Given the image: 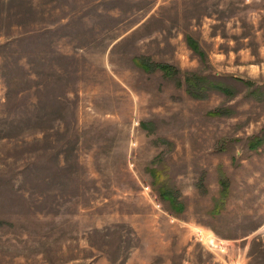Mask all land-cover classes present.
Wrapping results in <instances>:
<instances>
[{"label": "rangeland", "instance_id": "rangeland-1", "mask_svg": "<svg viewBox=\"0 0 264 264\" xmlns=\"http://www.w3.org/2000/svg\"><path fill=\"white\" fill-rule=\"evenodd\" d=\"M0 264H264V0H0Z\"/></svg>", "mask_w": 264, "mask_h": 264}, {"label": "trees", "instance_id": "trees-1", "mask_svg": "<svg viewBox=\"0 0 264 264\" xmlns=\"http://www.w3.org/2000/svg\"><path fill=\"white\" fill-rule=\"evenodd\" d=\"M186 41H187V44H188V46H189V48L192 50V51H194L195 53L197 52V54H199V56L202 58L204 55H203V51L202 50H200L199 49V46H198V44L196 43V41L191 37V36H189V35H187L186 36ZM155 66H157V67H161V69H163L165 72H168V70L170 69V67L169 66H167V65H155ZM194 75H192V77H190V76H186V80H187V86H188V92H191V87H193L194 89H195V87H194V85L193 84H195L194 83ZM210 86H212V85H210ZM216 88H219V89H221L222 91H224V92H227V89L225 88V87H216ZM211 112V114H217V112L220 114V111L219 110H217V111H210ZM260 143H262L261 141H260V139H259V141H257V143L256 144H254L253 146H251L252 148H254L257 144H260ZM153 173H155V171L153 170ZM224 180V179H223ZM223 185H224V183H223ZM172 201V200H171ZM170 201V203H171V205L172 206H174L173 204H172V202Z\"/></svg>", "mask_w": 264, "mask_h": 264}]
</instances>
